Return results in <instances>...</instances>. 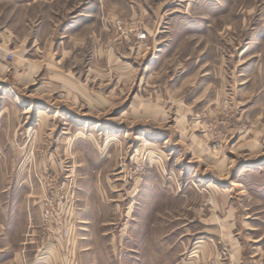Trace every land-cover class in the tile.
Returning <instances> with one entry per match:
<instances>
[{
    "label": "rangeland",
    "instance_id": "obj_1",
    "mask_svg": "<svg viewBox=\"0 0 264 264\" xmlns=\"http://www.w3.org/2000/svg\"><path fill=\"white\" fill-rule=\"evenodd\" d=\"M0 264H264V0H0Z\"/></svg>",
    "mask_w": 264,
    "mask_h": 264
}]
</instances>
